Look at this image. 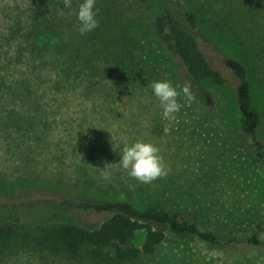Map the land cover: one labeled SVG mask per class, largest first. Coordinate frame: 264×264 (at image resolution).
<instances>
[{
  "label": "rangeland",
  "instance_id": "374dc122",
  "mask_svg": "<svg viewBox=\"0 0 264 264\" xmlns=\"http://www.w3.org/2000/svg\"><path fill=\"white\" fill-rule=\"evenodd\" d=\"M38 1L0 0V225H12L23 238L11 248L0 246V264H105L85 249L72 257L35 250V236L47 224L72 219L94 227L108 217L63 208L58 201L66 193L195 214L199 227L219 238L207 243L163 228L164 240L142 264H264V163L240 128L236 78L220 59L229 55L246 66L264 144V0H180L204 17L210 44L202 50L220 84L188 77L154 35L157 14L182 21L174 0H146L121 14L133 40L135 72L126 61L123 74L95 75L90 86L56 82V67L44 57L30 58L20 44L14 28L23 25V9ZM19 78L40 96H15ZM159 79L187 84L192 95L190 101L177 97L181 108L171 121L161 118L148 86ZM125 139L153 142L167 175L150 184L129 177L117 154ZM106 164L108 180L98 168Z\"/></svg>",
  "mask_w": 264,
  "mask_h": 264
},
{
  "label": "trees",
  "instance_id": "16d2710c",
  "mask_svg": "<svg viewBox=\"0 0 264 264\" xmlns=\"http://www.w3.org/2000/svg\"><path fill=\"white\" fill-rule=\"evenodd\" d=\"M139 1L146 0H96L98 27L82 36L77 31L75 16L79 0H73L71 9L64 7L63 0H39L23 9V18L18 19L23 25L18 23L14 29L20 31V44H24L30 58L44 57L56 67V82L69 85L81 82L90 86L95 75L114 71L123 74L126 61L130 73L135 72L133 40L125 34L121 14L131 5H138ZM225 4L231 5L228 0ZM174 5L182 21L170 20L166 13H159L153 19L154 35L180 59L188 77L194 81L222 83L220 73L211 66L202 50V45L210 44L204 17L180 0H174ZM220 59L236 78L240 128L250 137L257 159L264 163V144L258 136L247 68L235 57L221 54ZM36 78H39L38 74ZM15 83L14 95L21 100L40 96L29 89L26 78H19ZM58 203L74 211L109 215L94 227L72 219L47 224L39 236H35L33 246L37 252L44 250L61 257H72L85 249L97 262L142 264L156 253L164 240L163 228L177 236H196L207 243L219 241L216 233L199 227L197 215L188 218L179 210L140 208L126 199L96 200L71 193L63 195ZM141 235L142 240L137 242ZM17 236L22 238L12 225H0L2 249L16 246ZM251 241L256 243L257 239L252 237Z\"/></svg>",
  "mask_w": 264,
  "mask_h": 264
},
{
  "label": "clouds",
  "instance_id": "9594fccd",
  "mask_svg": "<svg viewBox=\"0 0 264 264\" xmlns=\"http://www.w3.org/2000/svg\"><path fill=\"white\" fill-rule=\"evenodd\" d=\"M72 2L73 0H63L64 7L71 9ZM98 13L99 8L96 7V0H79L75 9V16L77 31L80 35L83 36L98 27ZM148 86L152 89V93L162 109L161 118L165 120H173L175 114L180 111L181 104L177 100L179 95L183 94V97L189 101L192 99L187 84L183 86L179 84L173 85L167 79H159L151 81ZM163 131L167 133L169 128L165 126ZM113 150H116L114 146ZM117 154L120 167L127 171L129 177L136 179L140 183L150 184L157 178L167 175L169 171L163 157L159 154V148L151 141L136 139L129 142L125 139ZM108 165L98 167L103 169L101 175L105 180L110 177Z\"/></svg>",
  "mask_w": 264,
  "mask_h": 264
}]
</instances>
